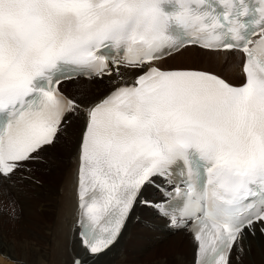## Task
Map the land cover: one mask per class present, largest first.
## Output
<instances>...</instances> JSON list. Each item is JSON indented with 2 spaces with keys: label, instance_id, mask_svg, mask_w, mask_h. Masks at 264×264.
Returning a JSON list of instances; mask_svg holds the SVG:
<instances>
[{
  "label": "snow or ice",
  "instance_id": "1",
  "mask_svg": "<svg viewBox=\"0 0 264 264\" xmlns=\"http://www.w3.org/2000/svg\"><path fill=\"white\" fill-rule=\"evenodd\" d=\"M190 51L240 55L244 78L168 64ZM114 74L92 105L61 91ZM81 113L73 264L111 250L140 206L192 233L195 264H232L264 234V0H0V178Z\"/></svg>",
  "mask_w": 264,
  "mask_h": 264
},
{
  "label": "bare ground",
  "instance_id": "2",
  "mask_svg": "<svg viewBox=\"0 0 264 264\" xmlns=\"http://www.w3.org/2000/svg\"><path fill=\"white\" fill-rule=\"evenodd\" d=\"M190 52L168 61L169 65H198L210 72L222 74L228 80L243 79L242 62L239 69L234 63L235 60H242L240 55L220 52L204 55V58L194 52L189 54ZM115 79L114 74L112 77L105 76L103 80H98L100 82L97 83L105 84L106 87L93 90V94H102L95 100H91V93L76 99L68 92L80 80L82 84L87 85L96 81L95 78L81 77L65 81L61 86L71 98L78 100L82 105H92L110 92L114 87L110 80ZM133 81L134 77L129 75L121 83ZM106 88L110 90L106 91ZM84 90L87 93V90ZM83 126L84 117L81 113L80 116L73 117L71 125L62 132L61 142L57 146H51V156L44 155L51 148L46 147L40 153L41 160L26 162L27 167L13 173L10 179L0 178V264H73L76 254L81 252L76 195L81 134L74 144L72 129L77 128L82 132ZM17 180L25 188L36 193L32 201L26 202L24 193L18 192ZM11 192L19 200L17 202L15 199V202L19 204L20 211L7 203ZM15 195H11L12 198H16ZM143 198L156 203L161 201L162 195L155 188L147 187ZM2 227L13 232V237L6 238ZM139 241L140 251L135 253L136 242ZM243 245L245 251L239 260L236 259V252H233L232 264H264V235L258 227L256 235H249ZM195 250V241L186 231L172 230L168 221L160 217L154 209L140 206L136 208L133 218L128 221L113 248L98 259L89 261V264H121L130 256L148 260L145 264H195Z\"/></svg>",
  "mask_w": 264,
  "mask_h": 264
},
{
  "label": "rangeland",
  "instance_id": "3",
  "mask_svg": "<svg viewBox=\"0 0 264 264\" xmlns=\"http://www.w3.org/2000/svg\"><path fill=\"white\" fill-rule=\"evenodd\" d=\"M189 54H194V53H192V52H190ZM202 57H204V58H206L204 55H202V54H200ZM220 56V55H219ZM199 59H201V58H199ZM202 61H203V59H201ZM235 60V59H234ZM241 62H242V60H235L234 61V63H235V65H236V68L237 69H239L240 68V64H241ZM169 64V63H168ZM183 65H186V66H189L188 64H183ZM193 66H198V65H193ZM200 67H202V66H200ZM208 69H210V70H213V69H211V68H208ZM229 81H231V83H233V84H238V83H240L242 80H229ZM97 82H100V81H98V80H96V81H94V82H90L91 84H87V85H85V84H82V80H80V82H78L77 84H75V85H73L72 86V89H73V91H72V89L70 90V91H68L69 93H71L72 94V96L74 97V98H84L85 96H89V94L91 93L92 95H91V100H95V99H97V98H99L100 96H102V94H100L99 96L98 95H96V93L95 94H93L92 92H93V90H95L97 87H106V85L105 84H99V83H97ZM84 89H86L87 90V93H86V91L84 90ZM108 90H110V88H106V91H108ZM104 95V94H103ZM80 134H81V130L80 129H72V135H73V139H72V141H73V143L75 144L76 143V141H77V139L79 138V136H80ZM64 138V137H63ZM61 140H62V138L60 137V139L58 140V142L57 143H55L56 144V146L61 142ZM54 144V145H55ZM54 147V146H53ZM53 147H51V148H49L47 151H46V153H44V155L45 156H47V155H49V154H51V150H52V148ZM53 151V150H52ZM44 155H42V156H44ZM49 156H51V155H49ZM16 185H19L18 186V192L20 193V194H22V193H24V195H23V197L26 199H24L26 202H28V201H32L33 199H34V194H36L35 192H31L30 191V189L29 188H25L22 184H21V182H19V180H17V183H16ZM30 191V193H26L25 194V192L26 191ZM34 191V190H33ZM11 195H15V194H13L12 192H11V194H9L8 195V199H7V203H8V205L10 204V205H13V206H15L16 207V209L17 210H19L20 211V207H19V204L18 203H16L15 202V199H16V201L18 202L19 200H18V198L16 197V195H15V197L16 198H12V196ZM26 195L28 196V198H26ZM28 200V201H27ZM15 202V203H14ZM14 212V211H13ZM2 229L5 231V233H6V238H11V237H13V232L11 233L10 231H8V230H6V228H3L2 227ZM15 233V232H14ZM136 245H137V250L136 251H134L135 253H138L139 251H140V245H141V243H140V241L139 242H136ZM130 247V246H129ZM15 251H16V248H15ZM128 251H129V249H128ZM130 252H132L131 250H130ZM148 260H143V259H140L139 257H137V258H135V257H133V256H130L128 259H125L121 264H145L146 262H147Z\"/></svg>",
  "mask_w": 264,
  "mask_h": 264
}]
</instances>
